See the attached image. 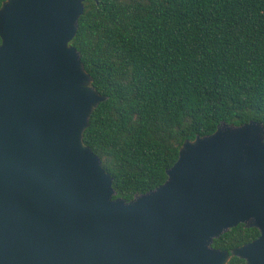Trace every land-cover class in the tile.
<instances>
[{"label": "water", "instance_id": "obj_1", "mask_svg": "<svg viewBox=\"0 0 264 264\" xmlns=\"http://www.w3.org/2000/svg\"><path fill=\"white\" fill-rule=\"evenodd\" d=\"M84 1L0 4V264H264L258 121L185 139L163 183L115 197L82 138L105 99L70 43ZM239 223L258 236L211 246Z\"/></svg>", "mask_w": 264, "mask_h": 264}, {"label": "trees", "instance_id": "obj_2", "mask_svg": "<svg viewBox=\"0 0 264 264\" xmlns=\"http://www.w3.org/2000/svg\"><path fill=\"white\" fill-rule=\"evenodd\" d=\"M70 43L105 96L82 138L115 197L163 183L185 139L222 122L264 126V0H86ZM258 234L239 223L211 246Z\"/></svg>", "mask_w": 264, "mask_h": 264}]
</instances>
